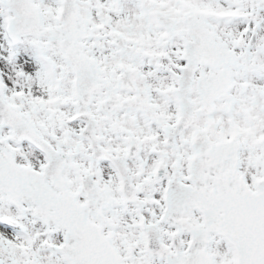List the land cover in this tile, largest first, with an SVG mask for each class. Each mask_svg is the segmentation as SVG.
I'll return each instance as SVG.
<instances>
[{
	"label": "snow or ice",
	"instance_id": "obj_1",
	"mask_svg": "<svg viewBox=\"0 0 264 264\" xmlns=\"http://www.w3.org/2000/svg\"><path fill=\"white\" fill-rule=\"evenodd\" d=\"M0 264H264V0H0Z\"/></svg>",
	"mask_w": 264,
	"mask_h": 264
}]
</instances>
